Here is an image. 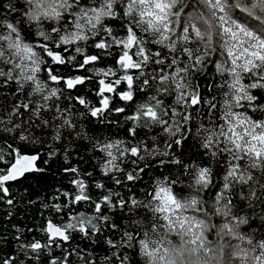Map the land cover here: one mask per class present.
I'll return each instance as SVG.
<instances>
[{
    "label": "snow or ice",
    "instance_id": "1",
    "mask_svg": "<svg viewBox=\"0 0 264 264\" xmlns=\"http://www.w3.org/2000/svg\"><path fill=\"white\" fill-rule=\"evenodd\" d=\"M201 3L207 12L196 15L185 12L190 5L183 0H9L2 5L0 88L14 84L16 99L10 109L2 106L0 111L3 131L15 134L6 151L0 148V202L14 206V183L45 171L37 164L40 151L26 154L23 148L47 143L45 136L61 141L75 132L86 138L72 109L56 103L61 98L75 100L91 117L111 124L118 121L108 120V115L126 112L125 107L112 106L114 96L133 102L136 92L145 93L143 102L124 116L131 121L127 134L132 139H91L100 173L117 186L141 180L152 167L149 158L170 156L168 150L191 133L194 115L208 118L207 124H195V135L218 170L172 157L160 159V167L178 165L181 171L154 177L140 198L131 188L125 196L83 178L93 177V172L65 167L72 190L57 189L53 202L42 205L51 209L47 216L41 213L42 239H22V230L13 225L21 233L14 237L20 256H0V264H39L45 256L46 264H72L73 255L83 264H96L78 244L73 247L76 236L93 244L103 236L111 251L104 260L110 264H133L129 253L141 258L139 264H264V0ZM193 43L197 46L189 47ZM71 46L82 60L63 54ZM86 47L99 52L87 54ZM216 53L224 57L211 61L223 78L214 85L221 90L219 100L215 95L206 99L192 83V74L207 69ZM104 56H114L115 66L94 73L102 77L95 90L98 106L71 95L91 77L60 76L50 66L76 61L77 70L90 71ZM49 81L59 87H49ZM65 90L69 95L64 96ZM35 129H40L39 137L33 135ZM153 129L159 131L151 137L145 132L146 139L175 138L167 150L137 139L140 130ZM55 154L53 149L47 153L50 158ZM130 158L136 167L127 171L123 165ZM92 189L101 193L94 196ZM213 189L209 200L206 194ZM76 205L90 206L92 214H72ZM117 212L128 217L123 226L112 215ZM12 215L7 214L9 219ZM105 232L118 235L114 239ZM53 249H60V255Z\"/></svg>",
    "mask_w": 264,
    "mask_h": 264
},
{
    "label": "trees",
    "instance_id": "2",
    "mask_svg": "<svg viewBox=\"0 0 264 264\" xmlns=\"http://www.w3.org/2000/svg\"><path fill=\"white\" fill-rule=\"evenodd\" d=\"M9 0H0V14L3 13L4 9L2 8L3 4L8 3ZM15 2V0H12ZM183 3L190 5L189 8L185 9V12L191 15L206 13L207 9L201 3V0H183ZM15 15V14H12ZM12 15L9 18H12ZM243 15L238 14L237 12H233V16ZM185 17H182V20ZM250 24L255 23L254 21L249 20ZM113 25H116L117 22H111ZM114 31L119 32L120 29L118 27H114ZM196 44H190L189 47H196ZM75 46L70 47L69 52L63 53L66 57L71 55L75 56L76 60H82V57L74 51ZM203 47V45H200ZM87 54H96L99 50L86 47ZM224 57L220 56L219 53L213 54L209 58V65L207 69L200 73L192 74V83L193 85H199L200 91L204 95L206 99L211 98L212 96H217V99H220L219 93L220 89L214 87L217 83L222 81V77H220L215 68L212 66L211 61L215 60L219 62L223 60ZM76 61H72L71 63L65 65H50L54 70L55 74L60 76H88L91 79L87 80L85 85L78 86V89L72 90V96H82L84 97L91 106H98L97 101L98 97L95 95V90L97 88V81L102 77L95 76L96 69H107L109 67L115 66L114 56H104L97 64L89 66L92 70L84 71L77 70L75 67ZM43 73L41 76L43 77ZM116 77H111L110 79H115ZM49 87H59L58 85L52 84L50 81L48 82ZM125 85H121V88H125ZM15 88V85H9L7 87L0 88V111H3L2 106H7V108H11L13 102L15 101V97L12 95V92ZM69 95L68 90L64 91V96ZM145 97V93L136 92L135 99L133 102H124L120 101L118 97H113L114 107H125L126 112L124 114H116L112 113L107 116L108 120L118 121V123H101L97 121L95 118L91 117L88 114L87 109L83 106L77 104L75 100H67L61 98V100L56 101L59 103L61 107L68 105L72 112L74 113L73 118L76 120L78 125V130L81 131L82 134H86V138H78L73 132V135L62 139L61 141L52 140L51 136L42 137V139L46 140L47 143L39 144L37 143L34 147L29 145L27 148H23L22 151L26 154H35V150H39L41 154V159L37 162L39 167L44 168V172L38 173H30L27 174V179L22 181H17L14 183L12 187V192L15 197L14 206H8L2 202H0V234H2L5 239H0V256H8L10 254H15L20 256V254L16 251L19 248L18 242L14 239L16 235H20L21 233L16 232V227L22 230V239L27 237L31 239L35 236L38 239H42V234L38 231L40 227L44 224V216H47L51 213V209H44L42 205L44 203H52V197L56 195V190L60 189L62 191H71L72 185L70 184V180L72 179L71 174H65L64 168L69 166L78 167L81 173L85 172H93V177L89 178L84 176L83 178L86 181H100L106 185L107 188H111L114 191H120L123 195H129V188H131L132 193H135L137 197L142 198L144 195L143 189H146L150 186L154 177L164 174H172L175 175L181 171L180 166L178 165H166L164 167H160L158 165V161L160 159H169L170 157L179 159L183 164H200V165H210L213 167L214 171H217V166L214 162L209 160V157L205 156L204 150L200 146V138L195 135L196 127L195 124L203 122L205 124L208 123L207 116L196 117L194 115L195 123L191 126L192 131L188 133V138L185 139L180 146L173 145L172 149L168 150L170 156H157L155 160L149 158L148 162L152 165L151 169L146 172V174L142 173V179L136 181L134 183L125 182L126 186H117L115 185L108 177H104L97 167V157L98 154L92 151L91 148V139L99 138V139H120V140H129L132 139L128 137L127 129L131 126V121H125L124 116L130 115L135 110V107L138 103L143 102ZM171 98H167L166 102ZM203 112H207V109L204 108ZM218 115V114H214ZM254 116H259V113L253 114ZM10 127V125H9ZM4 124H0V148L6 149V144L11 143L14 133H8L3 131ZM159 130L153 129L151 132L147 130H140L137 139H146L145 132H147L148 137L156 135ZM40 129H35L33 132L34 136L39 137ZM175 138H169L165 135H159L155 141L151 139H146V143L151 145L152 147L157 148L159 151H165L166 144L171 143ZM133 143L136 140L132 141ZM21 144L20 141L15 142V146H19ZM49 149L55 150V155L53 157H49L47 155ZM9 158V157H6ZM130 158L129 161L123 165V167L127 171H132L136 165L131 163ZM47 160L48 163L44 164L43 161ZM144 162L140 163V166H143ZM122 175V174H121ZM259 175V173H257ZM186 180L188 178H185ZM106 191V190H104ZM214 189L210 190L207 193V197L211 200L212 194L214 193ZM93 195L96 196L101 193V190L92 189ZM29 201H35V203H29ZM63 197L60 198L62 202ZM250 211V210H248ZM260 211L259 205L257 206V212ZM11 212L13 215L11 219L8 218L7 214ZM78 212H86L88 214H92V209L88 205H76L72 209V214H77ZM44 213V216L41 215ZM118 223L123 226L128 217L123 213L117 212L112 214ZM67 219V216H65ZM256 224H259V220L255 221ZM32 228V232H28L27 229ZM118 234L105 232V236H112V238H116ZM211 235V234H210ZM211 238L215 240V236L211 235ZM98 243H91L89 240L80 239L79 236H76L75 240L72 242L73 247L77 244L80 249L86 250V255L90 254V258L96 261V264H110V262H106L104 257L106 255L110 256L111 251L108 249V246L104 243V237H97ZM60 249H53L54 255H60ZM130 258L133 260V264H139L141 258L138 256L132 255L129 253ZM47 256L42 257L39 264H46ZM72 264H83V261H80L76 255L70 257Z\"/></svg>",
    "mask_w": 264,
    "mask_h": 264
},
{
    "label": "water",
    "instance_id": "3",
    "mask_svg": "<svg viewBox=\"0 0 264 264\" xmlns=\"http://www.w3.org/2000/svg\"><path fill=\"white\" fill-rule=\"evenodd\" d=\"M38 162V161H37Z\"/></svg>",
    "mask_w": 264,
    "mask_h": 264
}]
</instances>
